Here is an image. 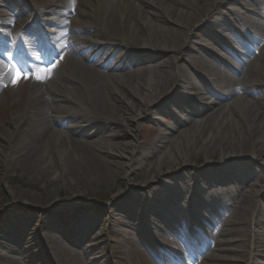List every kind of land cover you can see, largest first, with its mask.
<instances>
[{
  "label": "bare ground",
  "instance_id": "6f19581e",
  "mask_svg": "<svg viewBox=\"0 0 264 264\" xmlns=\"http://www.w3.org/2000/svg\"><path fill=\"white\" fill-rule=\"evenodd\" d=\"M31 1L0 0V6L6 9L4 17L0 18V26L19 23L28 36H32L30 32L41 36V29L29 24L35 14H24L33 6ZM46 1L45 7L34 8L44 15L54 16L46 20L52 28L43 27L42 34L48 38L50 69L42 75L40 72L37 79L32 80V89L40 96L32 98L29 110L20 117L17 129L22 132L21 137L36 150L49 142L53 133L56 135L57 124L68 127V133L60 142L79 156L74 168L76 172L67 169L68 175L75 172L77 178L88 183L94 179L92 184L101 186L110 183L112 176L119 175L121 162L115 151H125L128 174L125 180L132 183L139 173L140 181L133 185L132 198L128 200L130 206L126 210L113 208V205L110 210L116 224L122 228V236L131 238L130 233L134 232V239L148 254L157 258V264H169L164 260L171 264H216L213 260L220 264L239 263L237 240L227 237L225 226L229 222L224 216H215L222 211L207 214L209 220L200 217L204 226L194 224L191 233L180 222L175 230L182 234L183 243L190 240V247L185 243V250L174 255L157 247L159 242L168 241V236L160 233L165 232L161 227L153 225L156 244L148 241L141 231V228H147L136 215L141 196L148 205L143 219L155 223V216L165 229L172 230V224H168L172 212L170 209L167 213L164 211L165 200L162 195H156L157 190L167 191L172 200H175V193L186 197L196 190L192 197L200 199L201 203L205 202L200 193L205 185L222 198L238 200L242 207H253L260 218L253 225L251 235L253 247L257 249L251 254L248 252V256L243 251V264H264V204L250 199V195L241 194L251 186L248 179L257 173L253 172L252 165L237 169L223 163L245 155L252 159L264 155V92H257L261 84L256 79L264 72L263 0H232L240 3L248 14L232 7L230 0ZM169 2L172 7L168 6ZM17 4L21 6L20 10ZM226 12L230 13L231 19L227 18ZM227 20L239 28L231 31L237 44L231 42L233 39L229 35L215 36V29ZM210 39H216L214 49L209 47ZM36 40L40 41L39 38ZM44 42L36 43L39 51L44 50ZM256 49L258 55L254 57L251 52ZM44 51L46 53V48ZM195 57L201 59L200 65L195 63ZM52 62H55L53 66ZM67 64L72 66V72L62 78L65 83L58 82L56 78L60 79L62 74L59 71ZM157 66H161V72L151 73V68L154 71ZM1 73L4 71L0 64ZM174 78L178 88L197 78V85L189 88L192 98L171 92L169 85ZM209 82L214 89L209 88ZM65 89L68 93L61 94ZM46 92L52 95L44 101ZM79 105L88 106L87 111L79 110ZM65 112L69 119L58 122L57 115ZM146 115L160 130L155 138L141 139L131 151L125 147L123 135L116 137L119 140L116 146L103 143L104 137L118 134L121 128L131 131L129 135L135 137ZM197 117H203L202 121H197ZM183 129L188 132L182 137L178 132ZM202 154L206 161L220 164V170L208 173L204 178L193 175L192 179L184 169L177 175H169L176 163L187 166L195 163ZM164 169L168 172L162 173ZM262 170L264 165L259 169ZM57 174L58 171L50 168L48 174L41 175ZM152 175H157L158 180ZM172 178L174 181L170 180ZM214 182L219 183L214 185ZM86 224L79 227L78 238L86 236ZM49 228L46 236L51 241L50 249L55 252L53 246L56 245L68 252L71 240L62 241L56 235V231L60 233L62 229L51 225ZM2 241L19 247L17 238L11 234L0 236ZM15 248L13 250L17 251ZM222 252L227 255L221 256Z\"/></svg>",
  "mask_w": 264,
  "mask_h": 264
},
{
  "label": "rangeland",
  "instance_id": "374dc122",
  "mask_svg": "<svg viewBox=\"0 0 264 264\" xmlns=\"http://www.w3.org/2000/svg\"><path fill=\"white\" fill-rule=\"evenodd\" d=\"M31 4L33 6L24 11L25 16L27 14L31 16L33 12L35 16L41 18L39 22L42 27L52 28L46 24V20H51L54 17L53 14L44 15L40 9L34 8L36 6L37 8L45 7L48 4L47 1L33 0ZM17 6L20 10L21 6L19 4ZM168 6L172 7L173 4L169 2ZM232 7L243 14L247 13L238 2L232 1ZM5 11L6 9L0 6L1 19L4 17ZM226 15L228 19H231L230 13L226 12ZM28 16L26 20L29 18ZM20 27L19 23L0 26V64L4 71L0 74V236L4 237L6 234H11L17 238L19 245V247L16 244L13 246L17 249L15 251L10 242L8 244H5L4 241L0 242V264H157L154 262L157 258L148 254L146 248L134 239V232L130 233L131 238L126 235L122 236V228L116 224L110 210L111 205H113V208L123 207L126 210L130 206L128 200L132 198L133 185L140 181L141 175L139 173L134 182L129 183L125 180L128 175L125 167V151H120L121 153L115 151L121 162L119 175L114 176V178L112 176L110 183H104L101 186L92 184L94 179H91L88 183V181L76 177V169L74 168L77 166L79 156L68 145L60 142V140H63L64 134L68 133V127L57 124L58 131H55L56 135L53 133L49 142L36 150H33L34 148L24 140L25 137H21L22 132L17 129L20 117L26 113V110H29L32 98L40 96V93L32 89V80L37 79L38 75L32 76L27 65L40 68H46L47 66L44 60L40 58L33 39H31V45L28 49H22L18 44ZM233 29L239 28L234 26L230 20H227L215 29V36L223 38L229 35L231 36L230 39H233L231 42L237 44L231 33ZM239 33L237 32V34ZM25 39H27L26 36ZM209 47L211 49L217 47L216 39H210ZM251 55L257 56L258 50L252 51ZM196 56L200 55L197 54ZM200 60L199 57H195L197 65H200ZM260 61L262 60L260 59ZM54 64L55 62H52L51 66ZM71 69L70 64L61 68L59 71L62 72L61 78L55 77L57 81L64 82L65 79L62 78L65 77L64 75L70 74ZM161 69V66H157L154 67V71L151 68L150 72L160 73ZM223 70V68L220 70V75L223 74ZM17 72L21 74V78L14 83ZM197 78H193L191 83L183 88H178L177 80L174 78L169 88L176 96L183 93L188 98H192V91L189 88L197 85ZM256 79L261 84L260 87H257V92L263 93L264 72ZM108 83L113 85L110 81ZM209 86L211 89L215 88L210 82ZM66 93L68 92L65 89L61 94ZM51 95V93L46 92L43 100L45 101ZM238 95L241 97L242 92ZM125 98L128 99L127 96ZM78 109L84 112L87 111L88 106L79 105ZM63 119H69L67 112L57 115L58 122ZM202 119L203 117L196 118L199 122ZM143 120L139 133L135 134V137L129 135L131 131L121 128L118 134H109V137H104L103 143H111L116 146L119 142L116 137L123 135L125 147L128 151H131L134 144L141 139L151 140L155 138L160 131L157 124L151 123L148 120V115ZM187 132L186 129H183L178 133L183 137ZM31 151L32 153H30ZM28 154L31 155V158H27ZM203 156L202 154L195 163L187 166L184 163H176L169 172L164 169L162 173L168 172L172 176L177 175L181 169H184L192 175L193 179L195 177L193 175L204 178V175L214 174L220 170V164L206 161ZM217 157L219 158V156ZM261 158L264 159V155ZM261 158L252 159L245 155L239 158L227 159L223 163L237 169L252 165V170L257 173V176L248 179L251 182V187L241 194L250 195V199H256L259 203L264 204V170L259 171V169H263L264 165ZM50 168L58 171V174L42 177L41 174H48ZM67 169L75 171L72 174L73 177L68 175ZM152 178L158 180L157 175H152ZM173 179L170 180L174 181ZM191 182L193 181L191 180ZM218 183L214 182V185ZM209 189V185H205V188L200 192L205 198V202L201 203L199 202L200 199L192 197L196 190L190 191L186 197L184 194L175 193V200L167 196V191L157 190L156 195L164 197V211L167 213L170 209L172 212L171 221L168 222V224H172V230L165 229L162 221L155 216H153L155 223H151L146 218L143 219V213L145 214L148 205H146L145 197L141 196L137 203L136 215L147 226V228H141V231L148 241L153 242V239H156L153 225L161 227L166 233L162 231L160 233L166 234L168 241L159 242L157 247L174 255L185 250L183 248L185 243L187 247H190V240L183 243L182 234L175 230L180 222L187 231L192 232L191 227L194 224L199 227L204 226L200 221V217L203 216L208 220L207 214L214 215L216 212L222 211V213H219L220 215L215 216H224L225 221L229 222V225L225 226L228 232L227 237L229 240L232 237L237 240L236 250L240 252L237 255L238 264H243V251L245 250L248 256V252L251 254L253 250L257 249L256 246L253 247L254 238L251 235L253 225L260 218L258 219L252 206L242 207L238 200L222 198ZM257 193L262 194V196H255ZM85 224L86 236L78 238V229L84 227ZM50 225L62 229L60 233L55 232L62 241L71 240L73 244H69L68 252L63 247L56 245L53 246L55 252L50 249L52 247L51 241L46 236ZM241 240L246 244L241 243ZM154 243L156 244L157 240ZM75 251H77L76 254ZM220 255L225 257L227 252H222ZM212 263L220 264V262L214 260Z\"/></svg>",
  "mask_w": 264,
  "mask_h": 264
},
{
  "label": "snow or ice",
  "instance_id": "6c2138e0",
  "mask_svg": "<svg viewBox=\"0 0 264 264\" xmlns=\"http://www.w3.org/2000/svg\"><path fill=\"white\" fill-rule=\"evenodd\" d=\"M21 78V74L19 72L16 73V78L14 80V83L18 81Z\"/></svg>",
  "mask_w": 264,
  "mask_h": 264
}]
</instances>
